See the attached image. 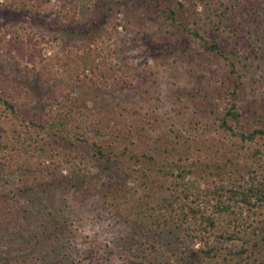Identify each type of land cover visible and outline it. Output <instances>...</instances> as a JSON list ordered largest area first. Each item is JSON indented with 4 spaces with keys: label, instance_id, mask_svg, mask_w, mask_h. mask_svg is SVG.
Segmentation results:
<instances>
[{
    "label": "trees",
    "instance_id": "1",
    "mask_svg": "<svg viewBox=\"0 0 264 264\" xmlns=\"http://www.w3.org/2000/svg\"><path fill=\"white\" fill-rule=\"evenodd\" d=\"M73 2L18 0L16 7L33 15L61 7L64 16H68L67 6ZM176 2L177 5L171 0L96 1L99 13L92 24L103 17L107 24L105 43L95 39L94 48L83 50L79 56H61L59 62L72 72L80 67L83 72L94 70L97 50L111 52L112 40L121 32L120 28H130L132 17L137 16V22L143 25L152 22L156 27L153 33L162 39L160 49L165 56H174L175 61L184 64L209 54L223 59L229 67L231 89L219 103L212 100L210 113L214 119L212 125L230 136L236 154L211 160L195 156L191 152L192 138L210 125L201 119L171 128L168 135H152L122 119L113 121L108 113H86L65 101L59 102L51 94L46 115H32L0 134V153L5 164L26 172L27 191L34 194L42 191L47 181L51 182L46 187L52 188L60 183L52 176L55 175L52 167L60 159L92 162L102 167L103 174L95 179L100 181L105 198L111 205L128 209V217L135 215L139 220V231L148 234L141 238L135 252L141 264H258L257 255L264 247V113L254 110L247 114L240 107L237 95L244 79L235 57L243 23L254 12L258 15L257 22L264 15L252 2L243 4L241 0L228 3L195 0L190 7L183 0ZM131 6L134 16L129 14ZM261 8L264 11V4ZM120 13L121 21L110 20V15L117 17ZM40 45V40L20 26L0 36V49L10 57L23 60L34 62L41 55ZM110 66L112 74H102L106 84L118 71L115 64ZM130 85L129 79H117L120 90ZM197 90L207 97L204 90ZM214 90L209 93L215 98L219 93ZM65 96L70 97L68 93ZM32 98L27 86L0 80V103L8 115L19 117L21 112H31ZM56 105L59 110H55ZM205 154L210 155L208 151ZM9 205L6 198V206ZM6 212L0 211V238L4 231L8 235L20 223L13 211ZM152 225L157 226L152 233L155 236L147 228ZM169 225L172 233L176 229L179 243L172 245L167 254L161 252L165 247L161 235L163 227ZM55 238L51 233L40 234L36 241L45 246L52 239L51 247L61 239L59 233H55ZM228 242H239L240 246H229ZM42 249L38 253L42 254ZM8 257L0 252L1 261L20 263L18 256L12 262H8ZM37 259L42 261L40 264H49L47 256L38 254Z\"/></svg>",
    "mask_w": 264,
    "mask_h": 264
},
{
    "label": "rangeland",
    "instance_id": "2",
    "mask_svg": "<svg viewBox=\"0 0 264 264\" xmlns=\"http://www.w3.org/2000/svg\"><path fill=\"white\" fill-rule=\"evenodd\" d=\"M96 1L75 0L67 6L68 16H64L61 7L33 15L17 9L18 0H0V36L20 26L41 41V55L34 62L10 57L0 49V80L23 84L33 93L29 105L32 111L21 112L19 117L8 115L0 103V134L32 115H46L51 94L59 102L65 101L86 113H108L113 121L122 119L152 135H168L171 128H181L190 120L201 119L210 125L192 138L191 152L209 160L236 154L230 136L212 125L214 119L210 113L212 100L219 103L231 89L232 79H228L229 67L225 61L208 54L183 64L175 61L174 56H165L160 49L162 39L152 31L156 27L152 22L138 23L132 6L128 8L129 14L134 16L133 23L129 29L120 28L121 32L112 40L111 52L97 50L94 70L83 72L80 67L72 72L60 64L61 56H79L83 50L94 48L95 39L105 43L107 24L103 17L92 24L99 13ZM171 1L177 5L176 0ZM183 1L190 7L195 0ZM241 2H252L264 15L261 8L264 0ZM122 16L113 14L110 20L121 21ZM256 16L254 12L251 19L243 23L241 44L235 57L244 79L237 100L247 114L254 110L264 113V19L260 17L262 21L257 22ZM111 63L118 71L106 84L102 74H112ZM117 79H129L132 85L120 90ZM199 88L207 97L197 90ZM214 88L219 93L215 98L209 93ZM65 93L70 97L66 98ZM54 108L59 110L60 107ZM207 151L210 155L205 154ZM2 156L0 153V211H13L20 222L11 228L10 234L7 235L6 230L0 238V252L9 256L8 262L18 256L19 264H40L42 261L37 259L40 254L47 256L49 264H141L135 252L141 238L145 239L148 234L139 231V220L135 215L128 217V209L111 205L105 198L100 181L95 179L96 175L103 174L102 167L92 162L60 159L57 161L60 169L57 165L52 167L55 169L52 176L60 183L52 188L46 187L51 182L47 181L45 188L34 194L27 191L26 172L5 164ZM6 198L11 205L6 206ZM219 221L223 225V220ZM147 228L152 235L157 226ZM163 228L161 236L165 247L161 252L168 254L170 247L179 241L176 229L172 233L171 225ZM49 233L53 239H56L55 233H59L61 239L56 245L50 247L52 239L45 246L36 241L40 234L48 236ZM227 245L239 247L240 243L228 242ZM41 248L42 254L38 253ZM257 256V263L264 264V247ZM0 264L8 263L0 260Z\"/></svg>",
    "mask_w": 264,
    "mask_h": 264
}]
</instances>
